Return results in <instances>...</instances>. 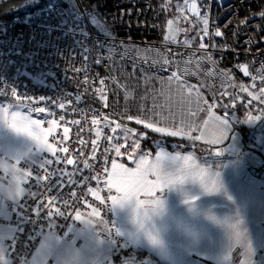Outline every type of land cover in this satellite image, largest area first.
Listing matches in <instances>:
<instances>
[{"label": "built area", "instance_id": "obj_1", "mask_svg": "<svg viewBox=\"0 0 264 264\" xmlns=\"http://www.w3.org/2000/svg\"><path fill=\"white\" fill-rule=\"evenodd\" d=\"M193 2L197 6L194 14L208 20V35L201 40L207 46L205 49H200V44L165 41L162 0H43L41 6L11 18L0 16V102H17L11 95L12 87L18 94L33 97L34 100L22 102L31 115L44 119L47 128L51 127L52 120L57 121L49 142L69 149L68 153L58 155L62 158L71 155L78 161L77 165L67 166V170L83 169L87 160L90 168L77 173L76 178L100 176V195L106 201L109 193L103 183L107 178L104 168L111 170V160L118 158L107 137H118L111 143L124 145L123 155L133 153V140L124 138V128L131 122L127 115L136 116L141 109L151 110L147 114L159 121L157 125L189 132L204 103L188 82L199 85L212 112L225 116L224 105H227V118L232 126L247 129L246 147L264 157V93L260 91L264 88V31H261L264 18L259 15L264 9V0H188L189 5ZM217 31L222 35L217 37ZM165 59L171 63L165 65ZM172 72L177 73L179 80L169 81ZM241 85L247 91H241ZM249 92L257 98L253 99ZM41 96L45 97L44 101L39 100ZM61 104L65 105L63 109ZM36 107L45 108V112L30 111ZM105 116L107 121L103 119ZM93 119L99 124L94 125ZM116 123L122 127L114 133L111 129ZM64 127L69 128L68 139L61 141ZM97 131L101 133L98 139ZM81 140L85 143L81 144ZM93 140L98 145L95 158ZM42 158L54 159L47 152L39 157ZM21 166L36 172L35 166L30 167L26 162ZM61 167L64 165L54 163L49 170ZM245 168L252 170L256 177L262 176V168L254 169L248 163ZM40 174H44L42 170ZM34 185V180L27 177L25 190L43 193L46 202V190ZM73 187L78 196L85 194L84 199L100 209L103 219L118 224L113 210L109 211L111 202L102 205L87 193L88 187H97L96 181ZM62 195L70 198L69 190L65 189ZM35 204L36 201L25 195L19 202L10 204V216L4 221L16 231L7 243L8 255L0 257V264H23L25 260L36 264L35 257L44 236L54 232L65 238L67 225L77 223L71 218L68 221L55 218L57 227L49 229L45 221H40L43 235L38 227L36 237L29 241L27 236L33 231L32 224L20 221L24 227L20 233L16 222L21 216L35 221L32 211ZM78 207L81 212L91 211L83 203ZM100 225V234L107 239L108 233ZM13 238L14 248L11 247ZM112 238L124 244L125 238L116 237L114 229ZM136 252L135 246L122 252L118 250L108 258L107 264H123L130 257L140 264L144 257L135 256Z\"/></svg>", "mask_w": 264, "mask_h": 264}, {"label": "snow or ice", "instance_id": "obj_2", "mask_svg": "<svg viewBox=\"0 0 264 264\" xmlns=\"http://www.w3.org/2000/svg\"><path fill=\"white\" fill-rule=\"evenodd\" d=\"M185 5L188 4V0H184ZM192 12H197L196 3L193 2L190 5ZM259 15L264 18V9L260 10ZM172 22L169 21V24ZM205 26L208 24L207 18L203 20ZM261 31H264L262 26ZM208 35L207 27L204 29V34L201 36V40ZM217 37L221 36L222 33L217 31L215 33ZM166 42L168 37H165ZM207 46L201 42L199 45L200 49H205ZM210 59V58H209ZM99 63V60L97 61ZM165 65L171 63V61L165 59L163 61ZM77 72L80 69H76ZM244 74H248L247 67L244 68ZM169 81L175 79L179 80V76L176 72H172L169 76ZM104 83L103 80L100 81ZM241 91H247L243 85L240 86ZM98 92H102V89H97ZM191 91V89H189ZM261 93H264V88L260 89ZM6 95V93H4ZM249 96H253V93L249 92ZM11 95L15 97L17 105L26 100H34L33 97L27 95L18 94L17 89L12 87ZM257 97L253 96V99ZM101 99L106 97L101 96ZM40 101H44L45 97H39ZM207 103V101H205ZM65 105L61 104L60 108H64ZM107 107V104H105ZM225 116L229 115L227 105H224ZM38 113H44L45 108L36 107L30 109ZM151 110L141 109L140 114L136 116L127 115L128 121H135L137 125H143L145 129H151L155 133L166 134L170 137H177L182 134V129L170 130L167 127L157 126L158 120L150 118L148 112ZM158 115V114H157ZM195 115V113H193ZM11 122L9 120V108L3 107L0 109V157L15 159L16 164H19L22 159L29 164L30 167L35 166L36 172L17 169L15 164L8 166L4 165L6 169L11 171L13 175L19 173L26 177H31L35 182L37 189H45L48 193L46 202L43 197V193L39 191L25 190L24 188H18L20 194L26 197H31L33 201H36L35 208L32 209L36 217L35 221H32L24 216L20 217L17 221V231L22 233L24 231L23 224H32L33 231L28 233L27 239L31 241L36 237V229L39 227L40 234L43 235V226L39 224L40 221H45L49 229L56 228L57 223L55 218H62L64 221H68L70 218L73 221L80 222L83 228L76 230L73 224L67 225V231L64 236L67 237L69 233L77 232V235H81L85 238V245L81 248L76 249L74 246L76 240H65L63 237L56 236L52 240L49 236H44V241L41 242L40 250L46 249L44 255L46 257L55 260V264H107L108 258L119 250L122 252L125 248L135 246L138 257L140 253L145 249L151 250L152 259H140V264H190L186 258L188 255H203V249L208 247L204 244H192V241H198L199 237L206 230L210 229L212 225L219 227L226 226V242L225 244L231 248L233 242H239L242 238L246 241L247 255L252 257L256 254L257 250L264 251V247L255 248L253 247L250 239L244 236V216L241 207L234 200L233 196L228 193L224 187L223 180L220 179L214 188H209L208 184L205 183L202 176L207 169L200 168L199 175L201 178L197 179V174L194 171H185L184 169L166 171L164 175H161L157 171H152L151 174L155 176V179H149L148 170H142L145 164V156L141 155L139 163L135 169L125 167L123 163H118L116 159L111 160V170L107 167L104 168L106 179L103 180L105 187L108 190L107 201L111 202L109 211L119 208L127 207L131 210V229L124 230L117 226L114 220H105L101 216L99 208L93 206L84 199L85 194L78 196L75 187H82L84 183L89 180L96 181L97 187H88L87 193L91 194L95 200L99 201L100 204L106 205L107 201L103 196L100 195L102 189L99 188L101 183V177L98 175L83 176L82 179H77V173L90 168L87 160L83 163V169L76 168L74 171H68L67 166L77 165L78 161L71 157H61L58 153H68L67 147H57L56 144L49 142V136L53 133L54 129L58 126L56 120L51 121V127L44 128L42 125L44 121L40 119H32L28 114L21 113L19 111H12L10 113ZM63 117H61V120ZM105 121L108 117L103 118ZM219 119V118H217ZM74 123H79L75 121ZM94 125L99 124V121L93 119ZM207 124V121H205ZM229 121L227 118L223 119L222 125L223 130L228 131ZM122 126L116 123V126L112 128V132H116ZM133 130L124 128V138L127 140L132 134ZM69 128H63V136L61 141L68 139ZM100 131L96 132L97 139L100 137ZM190 135V133H188ZM22 138V139H21ZM193 140H200L202 136L191 137ZM118 137L108 136L107 140L110 143L111 149L114 150L115 156H122L121 148L124 146L118 143H111ZM219 139H227L226 136L221 133ZM209 143H216V140L208 141ZM81 144L85 141L81 140ZM93 158H95V150L98 147L97 140H93ZM134 149L140 148L138 140L132 142ZM109 149H105L107 152ZM50 153L54 159L42 158L43 153ZM83 155V152L80 153ZM217 155H220L218 152ZM162 154H157V160L161 159ZM30 157V159H29ZM107 160L108 158L105 157ZM129 159L132 156L129 155ZM177 160L179 161L182 157L172 156L167 157L166 160ZM187 159H192L188 157ZM64 165L59 169L49 170V166L53 165ZM198 165H194V169L198 168ZM40 170L43 171V175L40 174ZM219 177L220 173H216ZM67 178V179H66ZM48 181L49 183L44 184L43 182ZM27 183V180L24 181ZM65 189L69 190V197L65 198L62 193ZM114 190V194H113ZM173 191L177 192L181 198V202L184 205V209L178 210L167 203L168 195ZM56 192L55 195H52ZM219 193L223 195L235 205L234 216H229L219 219L213 214L211 208H204L201 201L204 196H212ZM146 199H141V197ZM41 197L40 199H37ZM15 194L13 195V199ZM83 203L91 209L88 216L100 218V223L103 225L104 230L108 233V238L102 240L99 238V234L96 231V226L89 219L84 217L78 205ZM59 204V206H57ZM19 207V205H17ZM63 209V210H62ZM8 208L4 205H0V223H5L3 217L5 216ZM74 212V215H73ZM43 213V215H41ZM64 227V225H60ZM115 230V236L125 238L124 244L120 245L116 239L112 238V230ZM187 238V239H186ZM264 244V240L261 241ZM11 247H15V238ZM193 248L196 250L193 251ZM131 250V249H130ZM170 250L172 255V261H164L161 259L160 253ZM94 253L97 256L95 261L88 259L89 253ZM209 259V256L206 257ZM23 264H28L25 260ZM47 264V261H44ZM203 264V262H202ZM246 264H252L251 260L247 261ZM260 264H264V259L261 260Z\"/></svg>", "mask_w": 264, "mask_h": 264}, {"label": "crops", "instance_id": "obj_3", "mask_svg": "<svg viewBox=\"0 0 264 264\" xmlns=\"http://www.w3.org/2000/svg\"><path fill=\"white\" fill-rule=\"evenodd\" d=\"M1 1L4 0H0V2ZM11 107L13 111L28 114L34 120L40 119L44 121L42 126L47 129L45 120L31 115L30 112L27 111V106L15 105ZM218 115L219 114L215 115L216 119L219 118ZM220 118L225 119V116ZM233 128V126L228 125V131H226V133L231 135L234 131ZM200 136H202V138L196 144L197 147L196 145H192L190 149L181 150H171L167 147H161L154 153L144 149L143 147L139 150L135 148L134 152L129 154L132 156V159H129V155L122 154V156L117 158V162L123 163L125 167L135 169L139 163L140 156L144 155L145 164L143 165L142 170H148L149 179H155V176L151 174L152 171H157L161 175H164L166 171L184 169L185 171H194L197 174V179L199 180L201 178L199 175V169H207L202 176L205 183L208 184L209 188H214L220 179L223 180L225 189L233 196L234 200L242 209L244 216V236L250 239L254 249L264 247V244L261 243V241L264 240V171H262L261 177H256L252 170L245 168V162L240 158L235 156H225L222 154L217 155L218 151L216 149L225 144L229 138L219 139L221 135L211 136V139L207 136ZM211 140H216L217 142L209 143L208 141ZM201 145L202 147H198ZM158 153L162 154L160 160H157L156 158ZM172 156H179L182 157V159L179 161L170 159L166 160L167 157ZM188 157H192V159H187ZM37 159H39V157H37ZM22 162H25V160L22 159L19 164H16L14 158L8 159L0 157V205H4L8 208V211L3 217L4 220L8 219L10 216V204L19 202L23 197V194H20L17 190L18 188L25 189L24 181L27 180L26 176L19 173L13 175L11 171L4 167V165L11 166L15 164L17 169L27 170L21 166ZM194 165H198L199 167L194 169ZM216 173H220V176L217 177ZM14 194L15 198L13 199ZM141 199L146 198L142 196ZM167 203L175 209H184L181 198L175 191L168 195ZM201 203L205 209L211 208L213 214L222 220L226 217L234 216L235 214L236 206L233 205V203L229 201L223 193L212 196H204ZM90 212L82 213L86 219L91 220L96 226L99 238L106 240L100 234V231L102 230L100 218L88 216V213ZM113 213L118 221L117 226L124 230L131 229V210L129 208L117 207L113 210ZM74 227L76 230H79L83 228V225L80 222H77ZM15 231L16 229L13 225L0 223V257H7L9 252L7 243L14 236ZM46 235L51 237L52 240L58 236L54 232H50ZM64 239H75L76 244L74 247L76 249L81 248V246L86 243L85 238L81 235H77V232L69 233ZM225 242L226 226L219 227L217 225H212L210 229L201 234L198 241L191 242L192 244L206 243L208 247L203 249L204 254L188 255L186 258L189 260L190 264H202V262L203 264H246L249 260H251L252 264H260L261 260L264 259V254H261L263 251L260 250H257L256 254L252 257L247 255L246 241L244 238H242L239 242H233L230 249ZM195 250L196 249L193 248V251ZM45 251L46 249L37 252L35 257L36 264H44L45 260L47 261V264L50 261H53L55 264L54 259L44 255ZM142 253H144V259H152L150 249H145ZM160 255L161 259L164 261L171 262L173 259L170 250H165L161 252ZM207 256H209V259L206 258ZM88 259L90 261H95L97 256L90 252L88 254ZM123 264L138 263L133 257H130Z\"/></svg>", "mask_w": 264, "mask_h": 264}, {"label": "rangeland", "instance_id": "obj_4", "mask_svg": "<svg viewBox=\"0 0 264 264\" xmlns=\"http://www.w3.org/2000/svg\"><path fill=\"white\" fill-rule=\"evenodd\" d=\"M4 1H9L11 4L13 3L12 8L13 10H16L17 12L16 14H20L22 12L20 11L21 9L25 12L35 7L41 6L43 4V0H4ZM172 16L176 18V20L181 24V29H182V36L180 39L181 43L183 44H193L194 42L199 43V44L201 43V36H203L204 29L207 26H205L203 23L204 18H199L198 16L194 14V12L190 10L189 4L185 5L184 3L182 5H178L176 7L174 15ZM188 83L191 85V86L189 85L191 89L194 90L199 96V98L201 99V101H203L204 106L198 115V118H197V121L195 122L194 127L189 132L182 131V134L177 137L193 140L191 137L203 135L204 137L207 136L209 139H211V136L221 135V133L223 132V135L229 138L230 135L226 133L223 129H221L223 128V125H222L223 119H221L220 117H223L224 115L221 113L211 111L210 102L198 84L193 83V82H188ZM205 101H207V103H205ZM15 105H17V102L15 101L0 102V109H2L3 107L9 108V120L10 121H11L10 113L13 111L11 106H15ZM19 105L27 106L25 103H22V102ZM216 114H219L218 115L219 119H216V116H215ZM205 121H207V124H205ZM228 125L232 126L230 120H229ZM157 126L167 127L170 130L179 129L173 126H163V125H157ZM127 128L133 130L132 134L129 137L132 140H138V142L140 143V148H137V149L138 150L141 149L142 148L141 146L142 145L141 143L142 133L138 131V129L134 126L128 125ZM188 133H190V135H188ZM160 135H166V134H160ZM194 142H195L194 144L195 146L199 142V140L198 141L196 140ZM161 147H166V146L164 144L158 145V148H161ZM198 147H202V145ZM262 171H264V167H262Z\"/></svg>", "mask_w": 264, "mask_h": 264}, {"label": "trees", "instance_id": "obj_5", "mask_svg": "<svg viewBox=\"0 0 264 264\" xmlns=\"http://www.w3.org/2000/svg\"><path fill=\"white\" fill-rule=\"evenodd\" d=\"M200 1V0H199ZM13 4V3H12ZM12 4L9 1H1L0 2V16L4 18H11L16 14V10H13ZM184 4V0H162V21L163 27L165 28L166 22L170 17H173L176 7L178 5ZM21 13H23V10ZM20 13V14H21ZM171 13V14H169ZM176 19V18H175ZM193 45H198V43L194 42ZM130 126H134L142 133L141 143L144 149L149 150L154 153L158 145L164 144L167 148L171 150H181V149H190L192 145L195 144L194 140L180 138V137H170L166 135H160L155 133L149 129H145L144 126L135 124V121H131L128 123ZM238 129L243 134V139L245 142V137L247 136V129L245 126H235L233 130ZM128 257L131 256L129 253H126ZM135 256L138 257L137 252ZM139 257H144V253H140Z\"/></svg>", "mask_w": 264, "mask_h": 264}, {"label": "water", "instance_id": "obj_6", "mask_svg": "<svg viewBox=\"0 0 264 264\" xmlns=\"http://www.w3.org/2000/svg\"><path fill=\"white\" fill-rule=\"evenodd\" d=\"M169 21L172 23L169 24ZM181 36V24L174 17H170L166 22L165 37H168V41L170 42H178ZM216 150L225 156L238 157L245 163L250 164L254 169L264 167V157L258 152L246 147L243 134L238 129L234 130L228 141Z\"/></svg>", "mask_w": 264, "mask_h": 264}]
</instances>
